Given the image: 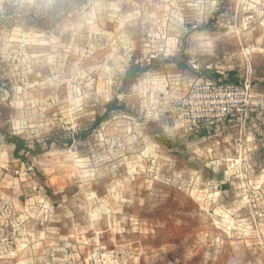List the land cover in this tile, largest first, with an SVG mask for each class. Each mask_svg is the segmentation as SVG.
<instances>
[{"label": "rangeland", "instance_id": "1", "mask_svg": "<svg viewBox=\"0 0 264 264\" xmlns=\"http://www.w3.org/2000/svg\"><path fill=\"white\" fill-rule=\"evenodd\" d=\"M53 1L13 0L22 13L8 12L9 2L7 12L0 6L1 131L25 138L63 131L71 144L50 146L69 148L83 171L116 160L114 137L134 129L130 123L137 122V131L148 137L151 122L156 134L177 137L176 147L165 146L174 184L231 181L249 197L264 198L263 112L250 110L241 125L229 128L225 120L199 137L165 129L185 93L200 81L248 80L254 94H264V61H243L245 53L264 50V0H70L48 29L30 24L31 13L52 9ZM236 52L242 60L233 57ZM131 64L152 67L123 83ZM108 103L122 108L93 126ZM159 121L165 127H154ZM81 134L85 139L76 138ZM151 159L145 174L158 178L164 171L158 163L165 159ZM68 247L48 233L26 235L21 225L0 216V264H85L88 255H72Z\"/></svg>", "mask_w": 264, "mask_h": 264}, {"label": "crops", "instance_id": "2", "mask_svg": "<svg viewBox=\"0 0 264 264\" xmlns=\"http://www.w3.org/2000/svg\"><path fill=\"white\" fill-rule=\"evenodd\" d=\"M12 1L0 0L5 12ZM21 8L11 5L8 12L22 13ZM257 50L250 57L245 53L243 61H264V50L261 55ZM134 123V129L114 137L116 160L83 171L69 148L54 145L35 155L27 168L0 130V216L21 225L26 235L48 233L72 255H88L85 264H264V198L247 197L244 186L231 181L228 197L213 182L174 184L167 173L171 159L151 122L148 137ZM165 125L170 135L173 129L182 131ZM148 157L165 159L158 163L164 170L158 178L145 174ZM259 169L264 172V164Z\"/></svg>", "mask_w": 264, "mask_h": 264}, {"label": "built area", "instance_id": "3", "mask_svg": "<svg viewBox=\"0 0 264 264\" xmlns=\"http://www.w3.org/2000/svg\"><path fill=\"white\" fill-rule=\"evenodd\" d=\"M264 111V94H254L248 80L242 83H230L224 80H204L190 87L180 103L172 111L171 125L182 128L194 137L204 133L209 134L212 129L230 118L237 119L241 125L247 112ZM242 136L236 139L237 146H241ZM263 154V153H260ZM26 161H22L27 168L32 167L34 155L26 152ZM264 158V154L260 156Z\"/></svg>", "mask_w": 264, "mask_h": 264}, {"label": "trees", "instance_id": "4", "mask_svg": "<svg viewBox=\"0 0 264 264\" xmlns=\"http://www.w3.org/2000/svg\"><path fill=\"white\" fill-rule=\"evenodd\" d=\"M69 1L70 0H65V1L58 0L56 2V4L52 7V9H47L43 12L38 13V14L31 13L32 22L30 24H32L35 27L42 28V29H48L49 27H51L53 21H59L60 20L61 14H62L63 10H65L67 8ZM77 1L78 0H75V2H77ZM159 65L160 64H155V66H153V67H158ZM177 66L180 68L186 67L184 64H181V63H177ZM150 67H152V66H147L145 69H142L139 67V65L131 64L130 68L127 71L126 77L123 80V83L128 82L129 80L134 78L136 75H138L142 71H146ZM3 90H4V87H3L2 81L0 79V94ZM121 108H122L121 106L116 107V106L110 105L109 103L106 104L105 109H104V113L102 115L96 116V119L93 123V126L101 123L110 111L118 110ZM227 123H228L229 128H232V127L237 126L239 124L237 119H235V118L228 119ZM213 130L214 129H212L211 131H213ZM211 131H210V133H211ZM3 134L5 136V141L9 144L14 145L13 154L15 157H18V158L23 157L24 153H26V152H28L32 155H38V154L46 151L50 147V144L52 142H55V141H57L60 144H63V143L71 144V142H72V137H66V135H63V131H59L57 133L59 135H57L55 137H50L48 135H44V136H41L40 138L39 137L25 138L24 136H21L19 134H10L7 132H3ZM76 138L85 139V138H83V134L77 135ZM155 139L158 143H160V144H162L168 148L176 147V145H178L177 137H169V136L163 134L162 132H158L157 134L155 132ZM54 144L57 145L56 143H54ZM227 186H228L227 182L221 183V189H222L224 197L229 196V192L227 191Z\"/></svg>", "mask_w": 264, "mask_h": 264}]
</instances>
